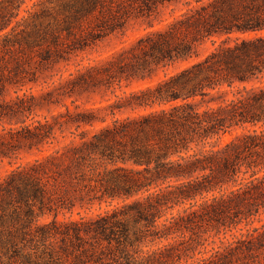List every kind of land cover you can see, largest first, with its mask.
Here are the masks:
<instances>
[{
	"label": "trees",
	"instance_id": "1",
	"mask_svg": "<svg viewBox=\"0 0 264 264\" xmlns=\"http://www.w3.org/2000/svg\"><path fill=\"white\" fill-rule=\"evenodd\" d=\"M180 1L0 0V161L51 148L0 181V264H264V0L187 2L78 71L71 84L113 95L102 109L28 123L36 98L6 99Z\"/></svg>",
	"mask_w": 264,
	"mask_h": 264
},
{
	"label": "rangeland",
	"instance_id": "2",
	"mask_svg": "<svg viewBox=\"0 0 264 264\" xmlns=\"http://www.w3.org/2000/svg\"><path fill=\"white\" fill-rule=\"evenodd\" d=\"M187 2H194V0H181L177 4L164 8L157 18H152L151 20H132L123 30L98 42L93 48L72 54L68 61L48 66V68L38 74V83L25 87L22 91H18L17 94H15L13 89H10L6 94V99H14L17 95L22 96L24 94L27 96L33 95L36 98V107L33 112L34 114L32 115L34 119L31 121L32 117H30L27 121L28 123L33 121L43 122L47 120L51 124H54V122H63L67 120V117L65 116L67 111L72 115H75L77 113H85L86 110L92 108L97 110L104 108L107 104L114 101L113 95H111L110 91L105 88H84L77 84H71V81L76 79L78 71L86 72L91 67L97 66L100 62L108 61L114 53H120L122 49H131L137 39L151 31L162 29L175 16H178L185 11ZM235 37V35L232 36V39H235ZM215 41L219 43L220 39L215 38ZM205 48L212 49L211 43L207 42ZM175 70L176 67L170 66L167 72L163 69L158 70L151 79L144 81L136 80L132 82L122 81L121 89L116 85L113 88L117 95H122L123 92L129 94L132 91H137L153 85L159 79H162L165 73H173ZM70 94L72 95L70 96ZM98 113L99 116L105 115V112L103 111ZM3 127L6 129L10 128L7 123L3 124ZM3 127H0V133ZM86 130H89V128L83 126L76 132V134H80ZM239 131L240 130L236 133H239ZM70 132H75V127L67 130L65 129L64 135L66 138L64 140L58 131V143H56L55 146H60L63 142L71 140ZM232 138L233 136L226 135L222 138L220 143L224 144ZM50 150L51 148L47 147L41 151L25 149L18 155H15L12 159H4L3 161H0V181L13 169L18 166H24L37 159H41L44 155L50 152ZM106 209L107 207L104 204L102 210ZM97 212L98 207L96 205L92 212L82 211L81 215L86 216ZM73 217L78 218L76 213L73 214ZM60 218H62V216H60ZM235 235H238V233H235ZM228 238L230 237L228 236ZM215 241L216 246L219 245V240L217 238Z\"/></svg>",
	"mask_w": 264,
	"mask_h": 264
}]
</instances>
